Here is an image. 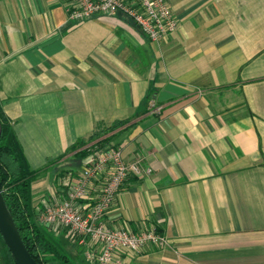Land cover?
<instances>
[{"label":"crops","instance_id":"obj_1","mask_svg":"<svg viewBox=\"0 0 264 264\" xmlns=\"http://www.w3.org/2000/svg\"><path fill=\"white\" fill-rule=\"evenodd\" d=\"M166 2L177 29L154 43L122 14L75 21L71 0H0L1 110L32 170L122 122L111 144L141 173L103 223L167 241L128 264H264V0ZM50 168L32 183L36 210L64 198Z\"/></svg>","mask_w":264,"mask_h":264},{"label":"built area","instance_id":"obj_2","mask_svg":"<svg viewBox=\"0 0 264 264\" xmlns=\"http://www.w3.org/2000/svg\"><path fill=\"white\" fill-rule=\"evenodd\" d=\"M71 20L82 21L97 14L129 18L151 42L157 43L177 29V21L166 0H71L67 7ZM87 162L73 176L61 178L65 189L62 201L43 203L39 222L51 229H64L84 246L89 264H128L121 254H134L148 245L163 247L165 236L155 229L133 233L124 228H108L104 215L113 205L129 176L141 173L138 162L126 163L120 149H90ZM149 169L145 170L148 174ZM97 188L89 196L90 188ZM92 203L84 204L82 201Z\"/></svg>","mask_w":264,"mask_h":264},{"label":"trees","instance_id":"obj_3","mask_svg":"<svg viewBox=\"0 0 264 264\" xmlns=\"http://www.w3.org/2000/svg\"><path fill=\"white\" fill-rule=\"evenodd\" d=\"M121 124L122 122H116L109 127L100 128L87 139L74 143L66 153L74 152L69 158L70 163L68 162L66 170L76 175L81 162L89 156L90 149L94 147L99 150L115 149L116 147L111 144L113 134L109 133L115 131ZM0 126V191L24 245L38 264H73L51 228L39 222L42 209L36 210L33 207V181L63 156L42 170H32L1 107ZM66 170L58 173V179L62 178ZM0 248L4 264H15L1 237Z\"/></svg>","mask_w":264,"mask_h":264},{"label":"water","instance_id":"obj_4","mask_svg":"<svg viewBox=\"0 0 264 264\" xmlns=\"http://www.w3.org/2000/svg\"><path fill=\"white\" fill-rule=\"evenodd\" d=\"M1 132V126H0ZM0 237L15 264H38L24 245L0 191Z\"/></svg>","mask_w":264,"mask_h":264},{"label":"rangeland","instance_id":"obj_5","mask_svg":"<svg viewBox=\"0 0 264 264\" xmlns=\"http://www.w3.org/2000/svg\"><path fill=\"white\" fill-rule=\"evenodd\" d=\"M73 154H74V152H70L67 155L68 156H71ZM68 162L69 161H66L65 163L64 162H55L51 166V168L48 170V173H50V174H56V173H60V171H65L68 168V166H69V163L70 162L69 163ZM72 164H75V163H72ZM0 264H4V260H3V257H2V254L1 253H0Z\"/></svg>","mask_w":264,"mask_h":264}]
</instances>
